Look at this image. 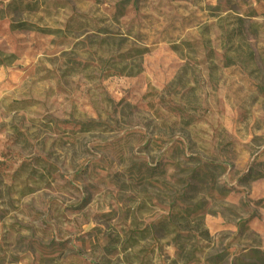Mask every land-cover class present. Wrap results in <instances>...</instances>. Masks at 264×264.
Returning <instances> with one entry per match:
<instances>
[{
	"label": "rangeland",
	"instance_id": "obj_1",
	"mask_svg": "<svg viewBox=\"0 0 264 264\" xmlns=\"http://www.w3.org/2000/svg\"><path fill=\"white\" fill-rule=\"evenodd\" d=\"M12 1L0 264H264V0Z\"/></svg>",
	"mask_w": 264,
	"mask_h": 264
},
{
	"label": "trees",
	"instance_id": "obj_2",
	"mask_svg": "<svg viewBox=\"0 0 264 264\" xmlns=\"http://www.w3.org/2000/svg\"><path fill=\"white\" fill-rule=\"evenodd\" d=\"M11 5L15 6V8H17L20 11L23 12H35L38 9V6L36 3H32V2H23V0H13ZM12 29L15 30H20V31H30L33 30V26L26 23V22H20V23H16L14 25L11 26ZM177 48V47H175ZM13 56L12 55H4L1 51H0V67L4 66V65H9L12 61H13ZM189 123H185V125H188Z\"/></svg>",
	"mask_w": 264,
	"mask_h": 264
}]
</instances>
